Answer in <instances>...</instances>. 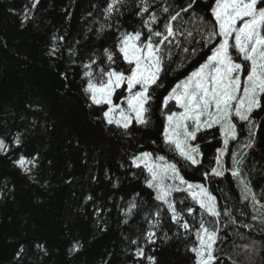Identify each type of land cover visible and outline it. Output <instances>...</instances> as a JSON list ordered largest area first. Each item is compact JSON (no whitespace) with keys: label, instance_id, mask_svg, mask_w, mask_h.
<instances>
[{"label":"trees","instance_id":"1","mask_svg":"<svg viewBox=\"0 0 264 264\" xmlns=\"http://www.w3.org/2000/svg\"><path fill=\"white\" fill-rule=\"evenodd\" d=\"M34 2L0 0V138L10 145L7 154H0V264H149L148 256L155 264H194L189 251L194 235L185 238L167 207L146 186V173L131 165L132 157L145 151L172 159L185 179L206 184L217 198L222 215L216 264H264V216L254 213L248 201L241 202L230 172L204 179L205 171L215 166L222 143L219 130L198 134L193 143H199L203 156L195 167L163 143V97L206 59L208 49L179 70L177 63L184 54L174 49L177 63L166 65L160 78L164 86H154L151 122L147 126L133 122L125 134L98 118L106 106H89L82 90L83 64L92 58L105 64L107 48L115 52L113 66L127 70L115 49L119 32L143 30V20L136 15L138 0H125L110 21L104 19L108 0H38L33 8ZM189 2L152 0L150 11L159 12L165 4L181 8ZM212 3L197 0L195 11L211 19ZM166 19L161 14V24ZM101 25L104 30L98 31ZM53 36L63 40L56 41L58 51L49 55ZM122 94L117 93L115 102ZM253 119L256 135L252 147L244 149V169L264 201V109L256 110ZM240 129L243 143L248 130L246 125ZM17 136L18 147L13 144ZM233 147L239 150L232 142L224 157L229 169ZM20 156L35 157L36 167L21 171L14 163ZM172 197L178 209H185L183 216L193 230L198 227L200 212L188 194L173 192ZM133 199L138 208L127 216ZM187 206L196 209L193 216ZM157 208L160 222L156 242L150 244L145 236ZM225 209L229 216L223 215ZM74 244L79 251H71ZM137 247L144 249V258L136 256Z\"/></svg>","mask_w":264,"mask_h":264},{"label":"snow or ice","instance_id":"2","mask_svg":"<svg viewBox=\"0 0 264 264\" xmlns=\"http://www.w3.org/2000/svg\"><path fill=\"white\" fill-rule=\"evenodd\" d=\"M196 2L190 0L181 8L165 4L157 12L150 11L152 0H138L136 15L143 20V30L119 32L115 49L127 64V70L114 67L117 62L115 52L105 48V64H98L95 58L83 64L82 79L86 83L82 90L90 101L89 106H106L98 118L128 134L133 122L141 126L151 122L149 113L155 100L154 86L162 88L160 78L166 65L177 63L173 61L174 49L184 54L177 63V70L199 55L202 49H208L210 54H206V59L163 97L160 109L164 117L163 143L169 151L195 167L201 163L203 153L199 143L193 142L199 133L218 129L222 143L216 149L215 166L205 171L204 179L222 177L226 171L230 172L239 188L241 202L248 201L254 213L264 216V201L257 197L244 169L247 156L244 149L252 147L256 135L253 113L264 109V0H214L208 9L211 19L195 11ZM36 3L38 0L33 3V8ZM124 4L125 0H108L104 9L105 21L120 13ZM184 13L189 15L185 17ZM161 14L167 16L162 24ZM104 27L101 25L98 31H103ZM57 40L62 41L63 37L53 36L49 55L58 51ZM93 65L97 67L93 68ZM118 92L123 94L119 102H115ZM170 102L175 103V109L169 108ZM240 125H246L248 130V138L243 143L239 139ZM232 142H236L239 150L231 149L229 169L225 167L224 157L229 154ZM20 143L17 136L13 144L18 147ZM9 150L10 145L0 138V154H7ZM14 163L28 173L36 167V158L20 156ZM131 165L146 173V186L155 193V200L167 207L172 222L183 230L185 238L194 235V243L189 248L194 264H216L215 246L222 213L217 198L206 184L185 179L178 164L164 155L141 152L132 157ZM180 191L186 192L198 206L199 226L194 230L183 216L185 209H178L172 197L173 192ZM137 208L133 199L125 215L131 216ZM195 210L192 206L186 208L189 216H193ZM160 215L161 210L157 208L155 220L149 218L150 230L145 239L150 244L156 242ZM223 215L229 216L230 211L225 209ZM71 251H79V245L74 244ZM136 256L144 258V249L137 247ZM147 260L149 264H155L154 257L148 256Z\"/></svg>","mask_w":264,"mask_h":264},{"label":"rangeland","instance_id":"3","mask_svg":"<svg viewBox=\"0 0 264 264\" xmlns=\"http://www.w3.org/2000/svg\"><path fill=\"white\" fill-rule=\"evenodd\" d=\"M171 103V102H170ZM172 107H173V109H175V103L173 102V104H172ZM172 152V151H171ZM173 153V152H172ZM173 155H175V153H173ZM176 157H178L177 155H175ZM168 159V158H167ZM169 160H172V159H169ZM190 198V197H189Z\"/></svg>","mask_w":264,"mask_h":264}]
</instances>
